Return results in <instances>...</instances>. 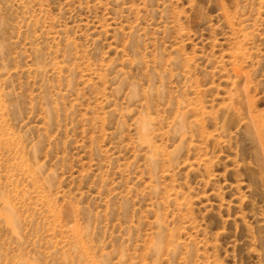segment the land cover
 <instances>
[{
    "label": "rangeland",
    "instance_id": "obj_1",
    "mask_svg": "<svg viewBox=\"0 0 264 264\" xmlns=\"http://www.w3.org/2000/svg\"><path fill=\"white\" fill-rule=\"evenodd\" d=\"M0 264H264V0H0Z\"/></svg>",
    "mask_w": 264,
    "mask_h": 264
}]
</instances>
